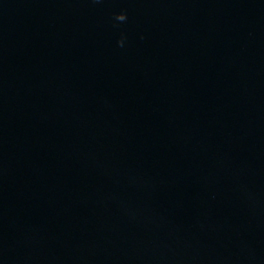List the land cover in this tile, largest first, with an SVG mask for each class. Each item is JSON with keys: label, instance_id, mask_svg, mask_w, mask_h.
Returning <instances> with one entry per match:
<instances>
[{"label": "water", "instance_id": "water-1", "mask_svg": "<svg viewBox=\"0 0 264 264\" xmlns=\"http://www.w3.org/2000/svg\"><path fill=\"white\" fill-rule=\"evenodd\" d=\"M0 264H264V0H0Z\"/></svg>", "mask_w": 264, "mask_h": 264}, {"label": "clouds", "instance_id": "clouds-1", "mask_svg": "<svg viewBox=\"0 0 264 264\" xmlns=\"http://www.w3.org/2000/svg\"><path fill=\"white\" fill-rule=\"evenodd\" d=\"M115 20L118 21V22H124V21L127 20V14L125 12L117 13V14H115ZM118 44L122 47L123 44H124V39L121 38L118 41Z\"/></svg>", "mask_w": 264, "mask_h": 264}]
</instances>
